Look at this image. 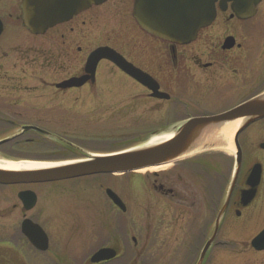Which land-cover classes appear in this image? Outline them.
I'll use <instances>...</instances> for the list:
<instances>
[{
	"label": "flooded vegetation",
	"instance_id": "af4514ba",
	"mask_svg": "<svg viewBox=\"0 0 264 264\" xmlns=\"http://www.w3.org/2000/svg\"><path fill=\"white\" fill-rule=\"evenodd\" d=\"M22 2L0 0V140L11 137L0 144V156L40 162L41 159L25 155L24 151H30L31 147L32 151L41 150L48 141L76 154L72 146L76 142L63 136L62 140L50 138L40 130L56 133L38 122L42 118L27 119L32 115L26 112L32 103L22 94L17 96V92H30L38 86L33 87L27 80L16 81L15 73L20 69L27 78L30 76L27 69L29 71L34 64L41 67V79L37 80L41 88L52 89L56 96L71 90L85 95L77 96L76 101L103 99L110 106L119 104L124 117L131 120L176 123L191 117L223 113L264 93V0L245 11V16L234 11L233 2L225 7L218 2L212 22L202 27L193 40L183 43L145 31L134 16L135 0H106L91 5L54 27L76 24V32L75 27H71L74 32L50 33L52 28L44 34H33L24 26ZM98 48H105L108 55L94 64L89 59ZM13 52L20 55L22 64L1 61V57L14 56ZM68 63L73 72L59 77L57 73ZM58 65L61 68L50 77L47 69L51 71ZM72 78L84 82L71 88L57 87L58 83ZM38 115L43 117L44 112ZM26 126L36 129L24 130ZM263 142L264 118L246 127L239 136L242 164L234 181V154L230 155L232 158H223L225 169L221 170L219 167L216 170L213 160H208L212 156L205 151L178 161L183 163L180 170L167 182L153 183L158 191L153 201H142L153 207L146 214L153 215V224L141 227V241L133 238L131 257L123 256V250L129 248L128 243L123 245L124 241L117 240L109 245V241H105L93 251L90 260L104 249H111L114 257L88 264H197L199 253L215 230L222 209L225 211L217 236L202 264H219L218 257L210 256L214 247L230 248L231 240H226L223 233H238L233 240V246L238 241L240 247L236 250L235 264H264V256H261L264 249L252 245L264 231V148L260 146ZM173 165L177 167L178 163ZM208 169L216 170L217 175L207 176ZM257 170L259 175L252 176ZM43 184L46 183H0V264H33L44 254L45 261L50 259L47 252L53 245L48 222L40 217L49 210L50 201L47 194L42 203L43 189L35 187ZM23 193L27 194L23 197ZM109 203L115 206L110 199ZM125 205L121 217L114 220L115 224L108 210L92 209L91 228L99 229L97 238L101 237L103 229L112 238L117 233L113 232L116 227L121 234L127 235L129 225L125 214L129 209ZM26 220L38 224L46 233L47 242H41L42 248L25 234L23 223ZM175 230L186 233L184 257L177 256V248L172 246L174 237L173 241L170 239ZM195 233L197 237L192 240ZM243 233L252 235L241 240ZM104 240H107L105 236Z\"/></svg>",
	"mask_w": 264,
	"mask_h": 264
},
{
	"label": "rangeland",
	"instance_id": "374dc122",
	"mask_svg": "<svg viewBox=\"0 0 264 264\" xmlns=\"http://www.w3.org/2000/svg\"><path fill=\"white\" fill-rule=\"evenodd\" d=\"M71 27H75L76 32V24L58 26L49 32H74L70 29ZM33 44H36V42L33 41ZM13 54L14 56L7 58L1 57V61L3 62L4 60L7 62L9 60L11 63L16 61L19 65L22 64L20 62V55L14 52ZM31 67L29 71L27 69V75L28 73L30 74L27 78H25V73L21 72L20 69L15 73L18 76L15 79L16 81L21 80L24 82L27 80L30 81L33 87L34 85L38 86L32 88L30 92L23 90L17 92V96L22 94L32 103L30 104L31 109L28 108L26 111L28 114L32 113V115L27 119L37 121L34 119L42 118L38 122L42 123L46 128L53 130L56 134L70 141L76 142L84 150H87V152L81 153V151H78L76 154H73L71 151L65 150L48 141L46 147H43L41 150L32 151L33 147H31L28 148L30 151H24L25 155H33L41 159L40 162L42 165L47 162L58 163L75 160L86 157L87 153H112L135 147L151 138L154 130L172 123L166 120H131L129 117H124L119 104L110 106L103 99L76 101L77 96H85L84 94H79L80 92H76V90H71L56 96L52 93V89L41 88V85L37 83V80L41 79V73L39 72L41 67L35 64ZM60 68L61 66L58 65L51 68V71L47 69L48 75L50 77L53 76V73ZM63 69L62 72L57 73L61 75L59 77L66 76L74 70L71 68V63L64 64ZM19 76H23L24 78ZM116 108L117 110H115ZM41 112H44L43 117L38 115ZM31 120L29 122H32ZM258 139H260L259 136ZM17 153L23 154L19 151ZM230 153L233 152L225 148L206 152L208 156H212L208 160H213L216 165V170H218V167L219 170L225 169L222 160L224 157L232 158ZM0 159L21 163L33 162L20 159L11 160L6 156H0ZM177 163V167H173L174 163H172L166 168L155 172H141L137 170L125 174H99L35 186L43 189L41 191L42 203H44L43 199L48 194L50 201L49 210L40 214V217L42 220L48 222L47 228L53 247L47 252L50 259L45 261L43 257L46 255L44 254L36 263H33L34 260L32 263L88 264L91 254L102 242L109 241L108 244L112 245L117 240L124 241L123 245L129 244V248L123 250V256L128 254L127 258L131 257L129 252H131L130 247L133 238L141 241L140 239H142L143 235L141 227L153 224V215L146 216L147 211L153 207H148L142 201L144 199L153 201V197L158 193L153 188V183L161 181L167 182L168 178L180 170V165L183 164L182 162ZM216 170L208 169L206 171L208 173L207 176L217 175ZM183 174H185V170ZM107 187L113 188L128 206L129 211L125 214L128 216L129 225L127 235L121 234L119 228L116 227L115 229L113 228V232L116 231L117 233L112 238H110V233L104 229L100 231L101 237L98 236L97 238L96 233H99V229L96 227L91 228L93 224L91 218L93 208L108 210L109 218L112 219L113 223L116 218L121 217V210H117V207L109 203V199L105 194ZM39 207H42V204ZM171 235L172 238L170 240L173 241L174 237L172 246L173 244L176 246L177 256L184 257L186 254V244L184 245L186 233L175 230ZM188 235H191V233ZM250 235L252 233H243L239 239L244 240L250 237ZM104 236L107 240H104ZM223 236L226 240H231L230 248L214 247L210 256L218 257L219 264H235L237 262L236 250L240 247L238 241H235L236 245L233 246V240L238 237V233H223ZM196 237L197 234H193L192 240ZM261 256L263 257L264 254ZM246 257H251V255H247ZM40 260L43 261L41 262Z\"/></svg>",
	"mask_w": 264,
	"mask_h": 264
},
{
	"label": "water",
	"instance_id": "95a60500",
	"mask_svg": "<svg viewBox=\"0 0 264 264\" xmlns=\"http://www.w3.org/2000/svg\"><path fill=\"white\" fill-rule=\"evenodd\" d=\"M105 0H23V24L34 34L45 33L50 27L70 19L73 15ZM232 1L233 9L239 16H245L248 9L255 7L261 0H136L134 16L140 26L147 32L165 40L183 43L193 40L199 29L210 24L216 15V2L225 7ZM105 48H98L91 55L94 64L108 54ZM124 67L121 61H117ZM94 69V68H93ZM83 79L72 78L59 83V88L79 86ZM264 118V93L242 103L228 111L215 115L196 116L169 125L161 131L152 133H170L171 138L157 144L143 143L122 151L112 153H87L86 157L58 162L52 166H41L31 169H6L0 167L1 184L50 182L80 178L95 174L127 173L158 165L168 164L178 159L212 148L224 147L226 144L218 136L219 130L228 123L239 122L233 135L236 150L235 177L242 164V149L239 144L240 133L250 124ZM35 128L26 126L24 129ZM36 129V128H35ZM43 133L62 140L44 130ZM264 148V142L261 144ZM78 151L87 152L74 145ZM57 163V162H56ZM260 167V165H257ZM259 175L252 173V176ZM110 199L123 210L126 208L120 197L110 188L106 190ZM24 194V193H23ZM223 210L217 217L216 228L204 244L199 261L202 264L207 252L212 246L218 225L222 219ZM23 230L30 240L42 248L41 242H47L42 229L29 220L24 221ZM257 249H264V231L253 240ZM111 249L96 253L91 261L113 258Z\"/></svg>",
	"mask_w": 264,
	"mask_h": 264
},
{
	"label": "bare ground",
	"instance_id": "6f19581e",
	"mask_svg": "<svg viewBox=\"0 0 264 264\" xmlns=\"http://www.w3.org/2000/svg\"><path fill=\"white\" fill-rule=\"evenodd\" d=\"M239 122H232V123H228L226 124L224 127H222L219 130V134L218 136L220 138H222L223 141H225L226 145L224 146L225 149L229 150L230 152L235 153V147L233 144V135L237 129ZM172 134L170 133H160V134H155L152 135L151 138H149L147 141H144L143 143H147V144H157L160 143L162 141L168 140L169 138H171ZM233 153H230V155H232ZM55 164H60V163H55ZM54 165V162L52 163H46L44 165H42L41 162H29V163H21V162H10V161H4V160H0V167L1 168H6V169H31V168H36V167H41V166H52ZM169 164H163V165H158V166H154V167H150L147 169H142V170H138L141 172H146V171H158L161 170L163 168H166Z\"/></svg>",
	"mask_w": 264,
	"mask_h": 264
}]
</instances>
